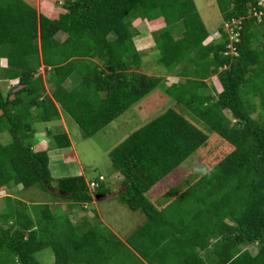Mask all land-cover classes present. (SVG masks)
Returning a JSON list of instances; mask_svg holds the SVG:
<instances>
[{"label":"trees","instance_id":"trees-1","mask_svg":"<svg viewBox=\"0 0 264 264\" xmlns=\"http://www.w3.org/2000/svg\"><path fill=\"white\" fill-rule=\"evenodd\" d=\"M215 1L224 23L204 43L210 33L194 0H54L58 10L41 11L25 0H0V59L6 60L0 79L15 81L6 92L0 87V133L11 135L0 141V188L36 187L70 205L92 202L108 189L99 190L97 181L91 192L83 174L54 177L48 148L35 144L32 118L46 124L50 146L70 150L60 110L92 136L162 83L164 92H182L174 94L175 103L203 128L168 106L108 152L126 188L119 199L147 217L130 243L155 230L170 235L163 264H264V15L255 14L263 6L259 0ZM135 18L164 22L151 33L156 62L170 69L192 62L195 51L193 62L201 66L194 80L168 86L164 77L138 71L144 55L133 42ZM74 73L77 83L67 90L62 82ZM210 75L222 84L213 94L199 90ZM208 132L229 151L172 199L166 190L169 203L156 206L149 190L203 146ZM3 198L0 264H42L35 253L44 248L53 252V264H108L116 236L101 222L82 226L53 212L50 201L30 210L11 194ZM173 204L175 211L182 207L180 216L182 210L189 215L181 225L170 218Z\"/></svg>","mask_w":264,"mask_h":264},{"label":"rangeland","instance_id":"rangeland-1","mask_svg":"<svg viewBox=\"0 0 264 264\" xmlns=\"http://www.w3.org/2000/svg\"><path fill=\"white\" fill-rule=\"evenodd\" d=\"M26 1L31 4H34L36 0ZM53 2L54 0H49L50 7L52 9L58 10L59 6L56 5L59 4L57 2ZM194 3L208 32L211 34V37H215L217 29L224 23L222 16L216 6V1L194 0ZM41 7H44L43 9H47L44 4H38L37 8L40 9ZM149 25L150 23H148L146 19H133V27H136L138 29L137 31H139L140 33L139 37L137 35L138 33H135L133 36L135 46L138 47L143 46L144 44H150L149 42L147 43L148 37L144 32H146V29H150V31L154 29L156 30L158 26L155 27L154 24H151V26ZM147 49L148 48H141L142 51H146ZM194 52L195 51L190 53L192 56V62H189L191 61L189 60L187 62H183V64L171 67L170 69L160 64L158 61L156 62L152 59L154 53L158 56V50H154V52L148 51L147 56H150V58H148L145 54L141 53V56H144L138 71L145 72L149 75L161 76L162 78L164 77L168 86L172 83H184L187 81V79L194 80L197 75H192V73L194 70H196L197 67L201 66V63L198 64L199 66H196L195 62H193L195 61V58L193 56ZM186 60L187 59L184 58V61ZM0 64L2 66H5V58L0 61ZM171 75L174 77L177 76V78H173ZM77 79L78 76L74 73L73 76H71L70 78V82L65 81L63 85H65V87H68L72 83H77ZM192 80L188 82V87H191L193 85ZM204 82L206 83V85L203 86L202 89H199L201 92H208L210 94H213L222 89V84L220 81L217 80L216 76L211 77L209 81L206 79V81ZM14 83V80L5 81L3 79H0V87L5 92L10 87H12ZM164 90V86L161 83L148 94L144 95L143 97L139 98L137 101L132 103L124 112H122L108 124L103 126L92 136H86L79 127V125L69 115L66 114L67 117H69L70 119V137L72 138V140H74L73 153L76 155L77 159L80 161L85 170L84 174L86 180L96 182L98 181V183L100 184L98 187L99 190L108 189L107 192H116V181L118 180L117 177H122L119 172H117L112 167L108 152L112 148H114L119 142H121L130 132H132L136 128H139L155 116L161 114L168 106L179 107V110H181L186 116V118H188L195 126H197L198 128H203V122L200 119H197L196 117L188 113L187 109L182 105H177L175 103L176 98L174 94L179 95L182 92L173 89L172 91H174V94H169L167 93V91L164 92ZM253 115H255V113ZM55 123L56 121L49 123V125L52 126L55 125ZM45 126L46 124L38 118H32V127L36 131L35 134H44L45 132L43 130V127ZM205 127L204 131H206ZM40 137L42 138L44 136ZM49 138L51 140L50 142H52L53 139L51 137ZM10 140L11 135L8 131L0 133L1 142L7 143ZM35 141V144H38V142H40L39 137L35 136ZM39 146L42 148H48V154L50 157V168L52 170V173L54 172V177H62L76 174L74 173L73 169L75 167V163L71 149H64L65 151L59 152L57 148L52 147L53 144H51L50 146L48 141H44V143L40 144ZM230 148L231 146L225 143L224 140L216 136L214 132L209 133L207 142L204 143L203 146L199 147L192 154H190L187 158H185L183 162H181L173 171L169 173V176L167 178L161 179V182H158L154 187H152L151 190H149V192L147 193V195L158 205L159 202L165 201V198H163L164 193L166 190L170 189L173 193V196L170 197V199H172L178 194V189L179 191H182L189 184L195 181L203 171L207 170L212 165H214V163H216L218 159H220L224 152L229 151ZM72 157L73 160H65V158ZM62 160L68 163L66 167H64ZM119 186V189L123 188V186ZM107 192H100L99 195H105L107 194ZM7 193L26 201L30 210L34 209L36 206L38 208V204L40 203L50 201V207L53 212L61 215L67 214L68 218L71 221L75 222L76 220H78L77 224L80 223L82 224V226L95 225L97 223L98 216L106 222H109V220L116 222V220L118 221L119 218H122L119 221V224L121 226H125L126 224H128L129 228L135 226V224L131 223L132 221L130 222V219H128V216L130 215V207L126 205L125 202H121L119 200L114 199L116 195H118L117 192L114 194V196H111L110 198H102L98 200L96 204L87 203L85 208H83L82 205H79L77 203H72L71 205L69 204V202L64 203L63 200L53 198V195L51 193L41 191L36 187L22 189L21 185H17L15 187H12L11 189L0 188V211L5 206V199L3 197ZM166 203H169L168 199L166 200ZM174 205L175 204L169 206V208L172 209L170 218L177 225H181V222L186 219L189 215L186 211L185 213L182 210V216H180V212H177V209H181L182 207L176 208L175 211ZM134 214L138 217L141 215L143 216L144 213L142 212V210L139 209L134 212ZM124 223L126 224L123 225ZM247 248H250L252 251H255V247L253 245H249ZM35 257L42 264H53L54 262V255L50 248H44L42 250L37 251L35 253Z\"/></svg>","mask_w":264,"mask_h":264},{"label":"crops","instance_id":"crops-1","mask_svg":"<svg viewBox=\"0 0 264 264\" xmlns=\"http://www.w3.org/2000/svg\"><path fill=\"white\" fill-rule=\"evenodd\" d=\"M58 1H62V0H58ZM26 2H28V1H26ZM40 3L44 4L46 6V8H49V9L51 8L50 4H49V0H36L34 4H31V3H29V4L33 5L37 10L41 11V9H43L42 7L40 9L37 8L38 4H40ZM147 21H148V23H150L149 26H151V24H154L155 27L158 26L156 29H158L160 26L162 27L164 25V22H163V20H161V18H156L154 20H147ZM152 31H150V29L149 30L146 29V32H144L146 34V36L148 37L147 43L149 42L150 43L149 45H145L144 44L143 46H138L137 47V46H135V43H134L135 49L139 53H143L144 54L147 51H152V52L154 51V40H153L152 34H151ZM137 33L136 34L139 37L140 36L139 35L140 34L139 31H137ZM58 35H59V37L61 39L65 37L64 33H58ZM62 36H64V37H62ZM212 38H215V37H211V34H210L209 37L204 41V43H207ZM133 42H134V40H133ZM141 48H148V49L146 51H142ZM148 58H150V57H148ZM2 59L3 58H1L0 61ZM71 76H73V75H71ZM71 76L67 77L62 82V86L65 89H67V90H71L76 85V83H74V84L72 83L73 85L72 84H70V85L68 84L69 85L68 87H65V85H63V83L65 81H69L70 82ZM172 77L173 78H175V77L177 78V76H175V77L172 76ZM211 77H214V76L210 75L206 79L209 81V79ZM206 79H205V81H206ZM66 114L67 113H65L63 110H60V119L59 120H60V124L62 125V127L65 129V131L68 133V135L70 137V132H69V125H70L69 121H70V119H69V117H67L68 114L67 115ZM34 136L39 137V141L40 142H38L37 145L43 144L44 141L50 142V138L45 133L42 134V135L39 134V133L38 134H34ZM40 136H44V137L41 138ZM70 140H71V144H72L71 145V152H72V156L74 157V163H75V167L73 168L74 169V173L83 174L85 176V174H84L85 170H84L82 164L77 159L76 155L73 153L74 140H72L71 137H70ZM73 157L72 158H65V160L66 159L73 160ZM62 162L64 164V167H66V165L68 163L64 162V160H62ZM52 174L54 176V172ZM76 174H72V175H76ZM117 179L118 180L116 181V189H117L116 192L118 193V195H116V197L114 199L121 201L118 196H119V194L121 192H124L126 188H125V185H124V183L122 181V177L119 176V177H117ZM159 182H161V181H159ZM119 185H121V187L123 186V188L119 189L118 188V187H120ZM116 192L115 191H109L105 195H100L99 199L95 198L90 203L96 204L98 200H100L102 198H110L111 196H114V194ZM65 202L66 201H64V203ZM66 203H68V202H66ZM54 204H56V203H54ZM165 204H166L165 201L159 202L158 205L155 203L156 206H160V207L164 206ZM85 206L86 205H84L83 208H85ZM129 209H130L129 210V214L130 215L128 216L129 217L128 219H130V222L132 221L131 223L135 224V226L134 227L132 226L131 228H129L128 224H126V223L123 224V225L126 224L125 226H121L119 224V221L122 218H119V220L118 221L116 220V222H113L112 220H109V222H106L105 220H102L98 216V220H97V223L95 225H99V222H101L103 224V226H104V228H103L104 231L111 232L114 236H116L115 248H113V251H112L111 254H110L111 250H109V253H108V256L110 255V257L108 258V264H163V263H166L167 259L164 258V254L169 249V246L167 245V243L170 241L169 240V236L170 235H166L164 233L158 234V233L155 232V230H153L152 234L149 233V232L147 233V237L145 238V240L142 237L141 240H138L137 242H134L133 244L130 243V237L134 234V232L136 230L140 229V227L145 224V222L147 221V217L145 216V214H143V216L141 215V216L137 217V215L134 214V212H136L137 210H132L131 208H129ZM77 221L78 220H76L75 222L72 221V223L77 224ZM86 226L88 227V226H91V225H86ZM142 253H144L147 257H149V260L144 258Z\"/></svg>","mask_w":264,"mask_h":264},{"label":"built area","instance_id":"built-area-1","mask_svg":"<svg viewBox=\"0 0 264 264\" xmlns=\"http://www.w3.org/2000/svg\"><path fill=\"white\" fill-rule=\"evenodd\" d=\"M258 4L261 5V6H263V9H262V10H256V11H255V14H257L258 19H262V15H264V0H259V1H258ZM232 23H236V21L233 20ZM225 27H226V29H228L229 31H232V27H230V23H226V24H225ZM234 34L237 35L236 30H235V33H234ZM230 37L232 38L233 36H230ZM96 185H97V182H95V181H90V182L88 183V186H89L91 192L94 191Z\"/></svg>","mask_w":264,"mask_h":264},{"label":"water","instance_id":"water-1","mask_svg":"<svg viewBox=\"0 0 264 264\" xmlns=\"http://www.w3.org/2000/svg\"><path fill=\"white\" fill-rule=\"evenodd\" d=\"M59 192H60L61 194H64V191H62V190H59ZM99 196H100V195L97 194V195H96V198H99Z\"/></svg>","mask_w":264,"mask_h":264},{"label":"clouds","instance_id":"clouds-1","mask_svg":"<svg viewBox=\"0 0 264 264\" xmlns=\"http://www.w3.org/2000/svg\"><path fill=\"white\" fill-rule=\"evenodd\" d=\"M96 198V195L94 196V199Z\"/></svg>","mask_w":264,"mask_h":264}]
</instances>
